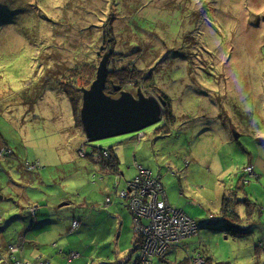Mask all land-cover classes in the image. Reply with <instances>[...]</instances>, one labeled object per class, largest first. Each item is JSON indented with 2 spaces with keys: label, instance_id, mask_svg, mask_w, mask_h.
<instances>
[{
  "label": "rangeland",
  "instance_id": "rangeland-1",
  "mask_svg": "<svg viewBox=\"0 0 264 264\" xmlns=\"http://www.w3.org/2000/svg\"><path fill=\"white\" fill-rule=\"evenodd\" d=\"M109 49L114 70L130 67L136 53L142 75L154 67L139 86L167 95L175 121L163 115L141 132L89 143L112 148V160L102 161L124 172L119 180L105 169L116 190L103 209L120 213L125 224L122 236L96 254L105 252L107 264H132L139 255L128 201L117 191L127 189L140 165L161 172L172 206L201 225L185 250L150 256L149 264H180L195 252L218 264H264V0H0V215L8 221L0 224V264L22 253L25 264H70L61 255L72 247L92 258L73 242L86 239V231L69 234L71 223L58 222L81 213L91 195L103 206L111 190L102 188L90 156L79 154L85 135L67 88L80 108L82 79L92 67L95 75ZM68 78L78 79L75 88ZM122 79L112 77L109 87ZM126 82L122 88L130 89ZM36 155L41 166L26 170L25 158ZM249 163L254 169L247 170ZM243 170L246 183L238 189ZM229 191L233 210L247 202L250 217L224 219ZM20 192L32 201L48 196L53 205L41 213L53 218L35 228ZM63 198L70 203L60 206ZM28 226L33 230L24 238L18 232ZM32 249L45 261L27 258Z\"/></svg>",
  "mask_w": 264,
  "mask_h": 264
},
{
  "label": "built area",
  "instance_id": "built-area-1",
  "mask_svg": "<svg viewBox=\"0 0 264 264\" xmlns=\"http://www.w3.org/2000/svg\"><path fill=\"white\" fill-rule=\"evenodd\" d=\"M79 154L81 157L90 156L96 163H101L102 160H107L111 156L108 149L98 146L91 148L90 154L85 147H82ZM28 167L29 170L33 168V166ZM117 192L120 198L128 201L134 230L139 236L137 244L139 255L133 264H149L150 256H162L163 253L177 247L181 241L196 235L199 231L196 220L170 204L161 175L154 174L148 168L137 166V174L128 182L127 189ZM110 202L112 200L108 197L107 203ZM78 226L79 222L74 221L72 229H77ZM15 264L23 263L17 261ZM183 264L217 263L208 261L202 253H194L188 255Z\"/></svg>",
  "mask_w": 264,
  "mask_h": 264
},
{
  "label": "water",
  "instance_id": "water-1",
  "mask_svg": "<svg viewBox=\"0 0 264 264\" xmlns=\"http://www.w3.org/2000/svg\"><path fill=\"white\" fill-rule=\"evenodd\" d=\"M112 53V49L106 50L97 66L95 78L89 86L79 88V118L86 143L141 132L162 121L168 104L163 96L147 94L141 87L135 91L134 88L123 89L121 85H115L112 92L107 91ZM239 137L236 133L235 139Z\"/></svg>",
  "mask_w": 264,
  "mask_h": 264
},
{
  "label": "crops",
  "instance_id": "crops-1",
  "mask_svg": "<svg viewBox=\"0 0 264 264\" xmlns=\"http://www.w3.org/2000/svg\"><path fill=\"white\" fill-rule=\"evenodd\" d=\"M82 146L85 147V148L86 147L87 148L96 147V146H90V144H86L85 137H83V142H82L81 147ZM115 151H117V150L113 149V152H115ZM114 155H113V160H114ZM35 157H36L35 159H37V160L39 159L37 157V155ZM117 157H119V156H117ZM117 160H119V163H120V159H117ZM97 166H98L97 167L98 168V172H100V175H101V176H99L100 177L99 181L101 182L102 188H109L111 190L110 193L105 198L104 205L101 206L98 203V201L94 198V195H91V196L88 197V200H86L84 203H82V208H83L82 213L76 214L72 218L71 217L65 218L63 221L58 222V223H61V222H64V223L70 222L71 223L69 225V230H68L69 234L78 233V232H81L82 230H83V232L86 231V233H87L86 239L85 238L83 239V236H81L80 239H78L76 241H73V242L76 243L77 245H79V247L82 249V251L84 253H88V255L92 256V258L89 259L87 256L82 255L80 251H76L75 250V249H79V248L72 247V248H70V251L68 253H65V254L61 255L62 260L65 263L68 262L67 257L71 256L72 253L77 252V253H79L80 256L75 258V259H73V261L68 262V263L74 264L75 260L83 259L84 263H82V264H107V262H105L103 260H105V257H107L108 255H103V254H105V252L102 253V254H96L97 250L104 244H113V243H115L114 240L118 239L119 235L122 236V233H123V226L122 225L125 224L124 217L118 212L116 214L115 213L112 214V213H110V211L108 212V210H105L103 208H107L106 207V199L109 196L113 198V194H115L114 190H116V188L114 187V183H113L114 180L111 177V176H113V174L112 175H108V174L105 175V172H106L105 169H108V170L111 169L112 173H114V174H115V172L119 173L120 174L119 175V180H121V176H124V172L120 171L119 166H117V165L115 166V164H111V163H109L107 167H105L104 163L101 164V165H97ZM117 167H118V170H117ZM263 167H264V165H263ZM160 174H161V172H160ZM242 174H244L243 171H242ZM0 184H1V181H0ZM89 189H90V183L88 185V190ZM18 194L21 195V198H22L21 200L24 201V203L25 202L28 203L27 206H29V204L35 206L37 203L45 201V202H47L49 204L47 206H44L43 209H47V208L49 209L50 208V204L52 203L51 202L52 200H48L47 199L48 196L42 197L40 201H32L33 199H32V197L29 196V194L24 193V192H22V193L20 192ZM113 202H114V199H113ZM121 206H122V208L127 209L126 206L123 205L122 203H121ZM41 211H42V209H41ZM41 211H40L38 219L36 220L35 224L33 225L35 228L37 227L36 225H39V223L41 222V221H39L40 219H42L43 217H47V216H43ZM75 220L81 221V222H79L81 224V226L73 231L72 230V224H73V222ZM84 224H87V225L84 226ZM0 229H2V228H0ZM32 230L33 229H31V230L27 229L26 232L20 231L18 233H22V235H24V238H25V235L27 234V232L32 231ZM61 235H63V234H61ZM3 237L5 239L8 238V237L5 236V234H3ZM57 238L58 237H55L54 239H57ZM23 243L28 244L27 242H25V240L23 241ZM69 243H71V242H69ZM69 243L64 245V248H66V249L69 248L71 246ZM34 244L35 243H31V245H34ZM134 245H135V242L133 241V247H134ZM58 246L59 245H57L56 248H58ZM187 246H188V244H187ZM21 249L22 250L24 249L23 248V244L21 245ZM88 250L94 251L95 254L93 255V254L89 253ZM62 252H64V251L60 250L59 253H62ZM36 254H37L36 250L32 249V254H31L32 256H27V258L28 257L29 258H34V259L44 258V255H40L39 257H37ZM20 256H26V255H24L22 253ZM206 257H209V256L206 255ZM20 261L25 262L23 260H20ZM58 264H62V263H58Z\"/></svg>",
  "mask_w": 264,
  "mask_h": 264
},
{
  "label": "trees",
  "instance_id": "trees-1",
  "mask_svg": "<svg viewBox=\"0 0 264 264\" xmlns=\"http://www.w3.org/2000/svg\"><path fill=\"white\" fill-rule=\"evenodd\" d=\"M113 51V50H112ZM137 52V51H136ZM140 53H142V52H140ZM113 56V55H112ZM136 60H137V53H136V57L130 62V67L129 66H127V67H125V68H118L117 70H114L113 68H111V66H110V69H109V80L112 78V77H120V75L123 77V79H122V83L120 84L121 86L126 82V85L130 82V81H134V82H137V85L139 86L140 84H142V82H141V80L142 81H149L150 80V78H151V76L154 74L153 73V70H154V67H152L153 69H151L150 68V74H145V75H142L141 74V70L140 69H138V67H137V64H136ZM156 64V63H155ZM95 69V67H92V70H91V72H90V75L88 74L84 79H82L83 80V82H82V85L83 86H88V85H90V83L92 82V80H93V78H94V76L96 75V73H95V75H94V72H93V70ZM80 77V76H79ZM68 80H72L73 82H70V84H71V87H73L74 86V88L76 87V85H74V82H76L78 79H76V78H74V79H69L68 78ZM84 82H85V85H84ZM82 85H81V87H82ZM125 85V86H126ZM128 86V85H127ZM68 89V94H69V96L71 97V99L74 101L73 102V104H74V108H75V110H76V114L78 115V111L80 110V108L79 107H77V105H76V101H75V99H74V97L72 96V90L71 89H69V88H67ZM113 89V87H109V86H107V91H111ZM114 90V89H113ZM156 90H159V89H157L156 87L154 88V90H148V92L147 93H151V92H155ZM78 92H80V90H79V88H78V90H77ZM71 92V93H70ZM81 93V92H80ZM155 94H157V95H161V96H163V98H165L166 100H167V102H168V104H167V107L165 108V111H164V116H165V118H166V120L167 119H171L172 121H175V115H174V112H173V110H172V108H171V105H169L170 103H169V97L167 96V95H165V94H162V93H155ZM80 106V105H79ZM79 116V115H78ZM165 120V121H166ZM0 134H1V132H0ZM2 135V137L4 138V135L3 134H1ZM7 143V142H6ZM8 144V143H7ZM111 150H112V148H110ZM118 158L116 157V156H114V160H117ZM41 161L38 159H35V158H33V159H30L29 157L28 158H25V160H24V164H25V166H26V170H27V168H29L28 166H33V168H31L32 170H29L28 169V171H33V170H35V169H37L38 167H40L41 166V163H40ZM98 165H100V164H98ZM243 173H244V170H243ZM118 175H120V174H118ZM243 175V178L242 177H240L239 178V180H238V183H237V185H238V189H241V184L242 183H246V175L245 174H242ZM241 176V175H240ZM0 185H2V184H0ZM0 189H1V191H0V200H5V197L2 195V189H3V187L1 186L0 187ZM20 191V190H19ZM232 192V191H231ZM245 192V191H244ZM18 195V197L19 198H21V195L20 194H17ZM245 195H249V194H245ZM228 196V197H227ZM7 198V197H6ZM22 199V198H21ZM41 200V199H40ZM235 200H237V204H239V202H242V200H238L237 198L235 199ZM248 200V199H247ZM52 202V201H51ZM233 202H234V198L233 197H231V194H230V191H229V193L228 194H226L225 195V197L223 198V206H222V215L223 214H225L224 215V219L226 220V221H228L226 218H229L230 219V216L231 215H234V216H232L234 219H241L242 218V216H247V217H250L251 215H252V212H251V209L250 208H248V206H247V202H246V207H242V209L241 210H238V212H236L235 210H233V208H232V204H233ZM67 203H70V202H68V201H66L65 200V198H63L58 204L60 205V206H64V205H66ZM49 203H47V202H40V203H37L35 206H33V205H29V206H24V208H26L27 209V211H28V213L30 214V215H32V217H34V219H35V221L38 219V217H39V214H40V211H41V209L44 207V206H47ZM51 205H53V202L50 204V206ZM254 207H256V208H258L259 207V205L258 204H256ZM79 208V207H78ZM81 209V208H80ZM0 211H1V208H0ZM82 213V212H81ZM187 213V212H186ZM76 214H80V213H76V212H74L73 214H72V216H74V215H76ZM188 214V213H187ZM189 215V214H188ZM230 215V216H229ZM53 213H51V212H48L47 213V217L48 218H50V219H52L53 218ZM190 216V215H189ZM15 217V216H14ZM191 217V216H190ZM72 218V217H71ZM192 219H194L193 217H191ZM14 219V218H13ZM12 219V220H13ZM195 220V219H194ZM75 221H77V222H81V221H78V220H75ZM212 221V220H211ZM210 221V222H211ZM4 221V219L2 218V216L0 215V224H7L8 223V221L7 222H5ZM196 222H197V224H198V226L200 225L199 223V221L198 220H196ZM34 223H32V225H33ZM31 225V226H32ZM87 224H84V226H86ZM81 226V224L79 223V226L77 227V228H79ZM201 226V225H200ZM30 228V226H28L27 227V229H29ZM200 228V227H199ZM227 228H229V227H227ZM73 230V229H72ZM74 231V230H73ZM6 237H7V235H5ZM186 240L187 239H184L183 241H181V243L177 246V247H174V248H171L169 251H166L165 253H163L162 254V257H164V256H166V255H169L170 253H172L173 251H176V250H179V248L180 247H182V249H186V247H187V244H185V242H186ZM138 241H139V237H138V239H136L135 240V245L136 244H138ZM8 242H9V244L10 245H14V244H16V243H18V241H12L11 240V238H9L8 239ZM57 246V245H56ZM262 247H263V245H262ZM195 253H202V252H195ZM203 255H205L206 256V254H204V253H202ZM188 255H189V253H188ZM191 255H192V253H191ZM42 258H37V259H35L36 261H43V260H41ZM185 259H187V257L185 258ZM19 260H23L22 258H21V256H19L18 254H17V257L15 258V257H11L8 261H7V263H11V262H16V261H19ZM67 260H69V259H67ZM207 260L208 261H210V262H212V263H215V262H213L212 260H211V258H209V257H207ZM45 261V260H44ZM43 261V262H44ZM183 262H185V261H183ZM183 262H181L180 264H183Z\"/></svg>",
  "mask_w": 264,
  "mask_h": 264
},
{
  "label": "clouds",
  "instance_id": "clouds-1",
  "mask_svg": "<svg viewBox=\"0 0 264 264\" xmlns=\"http://www.w3.org/2000/svg\"><path fill=\"white\" fill-rule=\"evenodd\" d=\"M167 107V106H166ZM165 111V110H164ZM162 120H164V119H162ZM161 122V121H160ZM86 144H89V143H86ZM97 147V146H96ZM104 149H108L110 152H111V149L110 148H104ZM112 154V153H111ZM113 156V155H112ZM87 157V156H86ZM91 158V157H90ZM93 161H94V159L93 158H91ZM108 160H112L111 158H109V159H107V161ZM95 162V161H94ZM95 165H98V164H103V161L101 162V163H94ZM247 166H252V164H248ZM247 166H246V169H247ZM252 169H254V167L252 166L251 167V169H247V170H252ZM1 170V169H0ZM177 173H178V171H177ZM161 175V174H160ZM161 177H162V175H161ZM163 183V182H162ZM165 191H166V189H165ZM110 197V196H109ZM167 197H168V195H167ZM111 198V197H110ZM111 200H112V202H113V199L111 198ZM168 200H169V198H168ZM106 202H107V199H106ZM169 202H170V200H169ZM171 204V203H170ZM172 205V204H171ZM175 208V207H174ZM178 209V208H177ZM180 210H182V209H180ZM184 211V210H183ZM185 212V211H184ZM131 213V212H130ZM186 213V212H185ZM132 215V214H131ZM133 229H134V225H133ZM134 232H135V230H134ZM262 245L263 244H261V247H262ZM134 246H136V249L135 250H138V248H137V244L136 245H134ZM134 250V249H133ZM74 253H72L71 254V256L73 255ZM69 256V257H67V259H69L68 260V262H71L76 256ZM0 257H1V255H0ZM186 257H188V256H186ZM4 261V259L1 257V263ZM17 262V261H16ZM19 262H21V263H23V264H25V262H22V261H20L19 260ZM134 263V261L132 262V264ZM184 263V262H183ZM9 264H15V262L13 263V262H11V263H9ZM218 264V263H217Z\"/></svg>",
  "mask_w": 264,
  "mask_h": 264
},
{
  "label": "bare ground",
  "instance_id": "bare-ground-1",
  "mask_svg": "<svg viewBox=\"0 0 264 264\" xmlns=\"http://www.w3.org/2000/svg\"><path fill=\"white\" fill-rule=\"evenodd\" d=\"M110 64H111V63H110ZM110 64H109V69H110ZM94 78H95V77H94ZM110 80H111V79H110ZM110 80H109V76H108V83H107V86H110V85H109ZM131 83H133V84L130 85V88H134L135 91L138 90V87H141V86H137V83L134 82V81H130V82H129V84H131ZM129 84H128V85H129ZM115 85H117V84L112 83V87H114ZM133 86H134V87H133ZM141 88H142V87H141Z\"/></svg>",
  "mask_w": 264,
  "mask_h": 264
},
{
  "label": "flooded vegetation",
  "instance_id": "flooded-vegetation-1",
  "mask_svg": "<svg viewBox=\"0 0 264 264\" xmlns=\"http://www.w3.org/2000/svg\"><path fill=\"white\" fill-rule=\"evenodd\" d=\"M113 91V89L111 90V91H109V92H112ZM135 234H136V239H138V234L135 232Z\"/></svg>",
  "mask_w": 264,
  "mask_h": 264
}]
</instances>
